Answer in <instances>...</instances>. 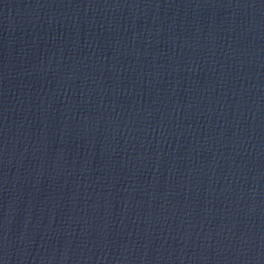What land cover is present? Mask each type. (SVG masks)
Returning a JSON list of instances; mask_svg holds the SVG:
<instances>
[{
    "label": "water",
    "instance_id": "95a60500",
    "mask_svg": "<svg viewBox=\"0 0 264 264\" xmlns=\"http://www.w3.org/2000/svg\"><path fill=\"white\" fill-rule=\"evenodd\" d=\"M0 264H264V0H0Z\"/></svg>",
    "mask_w": 264,
    "mask_h": 264
}]
</instances>
